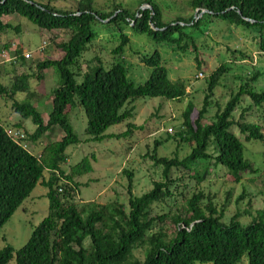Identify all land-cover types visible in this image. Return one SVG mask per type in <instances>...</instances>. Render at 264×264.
Segmentation results:
<instances>
[{"label":"trees","instance_id":"1","mask_svg":"<svg viewBox=\"0 0 264 264\" xmlns=\"http://www.w3.org/2000/svg\"><path fill=\"white\" fill-rule=\"evenodd\" d=\"M140 4L149 8L133 12L114 5L113 11L106 13L98 11L93 0H75L73 10L58 9L50 1L0 0V35L13 29L2 21L13 15L39 30L69 35L67 41L57 45L62 53L59 59L39 62L33 76L15 75L9 86L0 83V98L11 103V110L22 122L30 120L35 126V131L28 135L29 144L38 143L55 128L62 133L60 140L50 141L35 156L14 144L6 136V128L0 125V230L37 185L47 189L49 201L47 217L33 229L26 244L17 251L10 245L0 250V264L12 261L15 264H243V260H246L244 264H264V209L248 225L238 221V214L226 223L211 195L197 192L188 196L185 190L179 191L180 178H172L174 173L185 172L201 184L210 175V169H223L239 183L242 174L257 173L245 158V143H261L264 138L258 124L244 122L243 118L253 108L264 109V89L257 91L254 86L263 76L258 70L244 79L236 77L238 87L230 91L224 105L216 106L212 120L204 123L210 101L231 68L223 63L207 76L202 107L195 112L196 118H192L195 107L190 102L181 115L176 134L166 139L167 142L177 138L190 153L182 159L158 157L162 143L155 142L151 154L145 156L161 169L160 180L152 183L150 191L134 196L132 173L123 171L128 178L126 204L73 201L79 187L75 179L93 172L91 160L95 159L84 158L70 168L69 174L62 171L68 160L66 149L80 143L68 119L70 111L83 109L88 141L101 143L128 138L133 130L141 129L128 123L124 133L106 135L110 127L133 118L134 108L129 106L137 100L160 98L180 102L189 95L185 81L169 79L158 51L141 56L142 65L150 69L142 84L130 81L126 66L117 61L105 69L96 59V65L80 75L79 59L98 37L96 24L115 29L118 44L112 53L116 57H122L130 45L124 27L153 44L196 54L197 40L218 23L255 34L258 50L264 54V0H191L189 6L194 13L198 10L197 16L202 11L207 13L198 19L192 15L168 23L163 21L162 10L151 0H142ZM18 47L14 54L23 63ZM9 48L4 45L2 49ZM236 53L242 59L248 58L241 49ZM195 61L200 68L197 56ZM48 70L57 74L60 85L51 92V111L44 121L31 103L35 95L30 80L43 81ZM17 95H24L25 99L18 101ZM244 99L249 101L245 109L241 106ZM239 109L241 119L236 121L234 116ZM13 128L23 129V125L18 123ZM233 128L238 129L244 141L232 132ZM176 197L184 201L181 210L153 215L155 205L167 201L175 205ZM167 222L172 232L166 227L159 228ZM136 250L142 251L143 260L134 256Z\"/></svg>","mask_w":264,"mask_h":264},{"label":"rangeland","instance_id":"2","mask_svg":"<svg viewBox=\"0 0 264 264\" xmlns=\"http://www.w3.org/2000/svg\"><path fill=\"white\" fill-rule=\"evenodd\" d=\"M39 3L51 2L58 9L73 10L75 0H34ZM142 0H93L94 7L101 12H112L114 5H120L133 12L140 10ZM162 10L163 21L165 23L174 21L176 18H188L195 13L191 10L189 3L191 0H151ZM4 24L12 26L0 35V83L9 86L14 76L26 74L33 76L35 67L39 62L46 59H59L62 53L57 49V45L68 40L69 35L62 31H42L33 26L27 20L17 15L4 17ZM19 29V32L14 29ZM95 29L98 37L88 46L87 51L79 59L80 75L84 74L88 68L96 65L98 59L105 69L111 67L114 62L123 63L128 71L130 81L135 84H142L150 74V69L144 67L140 61L141 56L158 51L163 59V65L168 71L169 79L173 82L185 81L187 83V98L180 102L167 101L164 99H139L129 107L134 108L133 118L128 122L110 127L106 135H120L127 130V124L141 127L133 130L128 138L111 139L101 143L89 142V137L85 134L87 119L82 108H76L68 114L70 124L77 135L80 143L70 146L65 154L67 162L61 169L65 174L70 173V168L79 164L84 158L93 156L91 160L93 172L75 179L79 185L74 194L73 201L76 204L95 202L107 204L111 202L127 203L128 178L123 171L132 173V194L141 196L152 189V183L160 180L161 169L154 167L153 162L145 156L151 154L155 142L162 145L157 150L158 157L182 159L186 157L190 150L175 138L166 142L168 136L173 137L181 125V115L187 105L191 102L195 110L192 118H196L197 110L202 107L206 78L218 66L226 63L231 68L230 73L224 78L221 86L216 89L213 99L210 101L211 108L208 110L206 120L208 123L216 113V106H222L229 99L230 91L238 87L236 77L242 79L249 77V73L256 70L263 73L254 85L257 91L264 89V54L260 53L257 47L255 34L243 32L240 29L218 23L207 35L199 38L196 42L197 53H180L172 46L156 45L145 36L134 35L124 27L125 33L130 38V45L125 49L122 57H116L112 51L118 42L115 29L102 28L96 24ZM46 43L44 51H39L43 43ZM4 45H12L14 50L2 49ZM19 46V47H18ZM20 48L22 55L30 54L31 58L24 59L21 63L14 54ZM243 50L248 56L242 59L236 50ZM8 51L10 58L15 59V63H3L2 52ZM24 52V53H23ZM235 52V53H233ZM195 56L201 62L197 67ZM44 80L39 82L36 78L30 80L31 90L35 97L31 103L37 111L41 113L44 120L48 119L51 111V92L60 85V80L53 70L44 72ZM201 75V77H200ZM81 81V77L77 79ZM16 99L22 101L24 95H17ZM11 103L0 98V125L5 128H13V125L22 123L27 135L35 131V126L30 120L21 121L20 117L11 110ZM249 101H242V108H247ZM241 109L235 113V120L239 121ZM244 122L258 124L264 138V109L253 108L251 112L245 114ZM232 132L242 141L237 128ZM62 133L55 128L48 135L43 136L38 143L30 146V153L37 156L43 147L50 141H58ZM245 158L257 170L256 174H242L241 181L235 183L225 170L210 169V175L206 180L197 184L191 175L185 172L174 173L172 178H180L179 191L185 190L186 195L203 192L214 198V204L218 212L222 211L223 221L228 222L233 216L239 215L238 221L242 225H248L258 213L264 209V142L245 143ZM203 169L201 166L200 171ZM48 175L45 174V179ZM63 184V182H61ZM47 189L37 185L29 198L17 209L11 219L0 230V250L6 245H10L15 251L22 248L30 238L34 228H36L48 215L49 201L46 197ZM184 207V201L176 197V203L171 201L165 204L155 205L153 215L171 214L178 212ZM166 227L168 232H172V227L167 222L166 225H159V228ZM134 256L143 260L141 250L134 251ZM243 264L246 260H243ZM10 264H15L12 261Z\"/></svg>","mask_w":264,"mask_h":264},{"label":"built area","instance_id":"3","mask_svg":"<svg viewBox=\"0 0 264 264\" xmlns=\"http://www.w3.org/2000/svg\"><path fill=\"white\" fill-rule=\"evenodd\" d=\"M45 47H46V43L44 42L42 44V46L40 47L39 51H44ZM12 48L14 50L15 47L12 45ZM12 48L9 49V52L12 50ZM9 52L8 51L2 52L1 59H2L3 63H10V62L15 63V59L10 58ZM23 57L25 60H28L31 58V55L24 53ZM200 77H201V75H200ZM5 134L14 144H16V145L22 147L24 150L30 152L31 144H29L28 135L26 134V132L23 129L6 128Z\"/></svg>","mask_w":264,"mask_h":264},{"label":"water","instance_id":"4","mask_svg":"<svg viewBox=\"0 0 264 264\" xmlns=\"http://www.w3.org/2000/svg\"><path fill=\"white\" fill-rule=\"evenodd\" d=\"M149 7L148 6H142L140 9L141 10H146V9H148ZM205 13H207L206 11H202L198 16H197V14H198V10L195 12V18L196 19H198V18H201L202 16H203V14H205ZM245 21H247L248 23H251V24H253V21H251V20H249V19H245ZM101 23H103V24H106L108 21H100ZM183 26V25H182ZM151 28H153V26H151ZM154 29V28H153ZM155 31L157 30V29H154Z\"/></svg>","mask_w":264,"mask_h":264},{"label":"crops","instance_id":"5","mask_svg":"<svg viewBox=\"0 0 264 264\" xmlns=\"http://www.w3.org/2000/svg\"><path fill=\"white\" fill-rule=\"evenodd\" d=\"M44 121H46V120H44ZM24 130V129H23ZM25 131V130H24ZM41 152H39V153H37V156L40 154Z\"/></svg>","mask_w":264,"mask_h":264}]
</instances>
